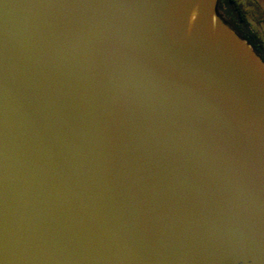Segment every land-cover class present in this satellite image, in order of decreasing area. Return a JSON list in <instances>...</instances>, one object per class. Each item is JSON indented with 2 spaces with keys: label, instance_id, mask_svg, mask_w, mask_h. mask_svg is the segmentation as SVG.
<instances>
[{
  "label": "water",
  "instance_id": "water-1",
  "mask_svg": "<svg viewBox=\"0 0 264 264\" xmlns=\"http://www.w3.org/2000/svg\"><path fill=\"white\" fill-rule=\"evenodd\" d=\"M220 0H0V264H264V61Z\"/></svg>",
  "mask_w": 264,
  "mask_h": 264
},
{
  "label": "rangeland",
  "instance_id": "rangeland-1",
  "mask_svg": "<svg viewBox=\"0 0 264 264\" xmlns=\"http://www.w3.org/2000/svg\"><path fill=\"white\" fill-rule=\"evenodd\" d=\"M242 4L251 30L264 40V0H238Z\"/></svg>",
  "mask_w": 264,
  "mask_h": 264
},
{
  "label": "flooded vegetation",
  "instance_id": "flooded-vegetation-1",
  "mask_svg": "<svg viewBox=\"0 0 264 264\" xmlns=\"http://www.w3.org/2000/svg\"><path fill=\"white\" fill-rule=\"evenodd\" d=\"M218 13L238 32L242 28L243 23L248 22L245 10L238 0H220Z\"/></svg>",
  "mask_w": 264,
  "mask_h": 264
},
{
  "label": "trees",
  "instance_id": "trees-1",
  "mask_svg": "<svg viewBox=\"0 0 264 264\" xmlns=\"http://www.w3.org/2000/svg\"><path fill=\"white\" fill-rule=\"evenodd\" d=\"M239 32L253 46L254 50L264 61V40L251 30L248 22L243 23Z\"/></svg>",
  "mask_w": 264,
  "mask_h": 264
}]
</instances>
